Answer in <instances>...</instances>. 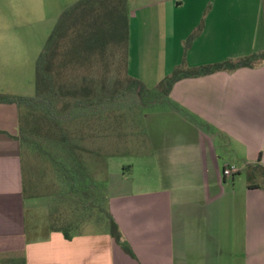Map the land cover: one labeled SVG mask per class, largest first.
Wrapping results in <instances>:
<instances>
[{
	"label": "crops",
	"instance_id": "obj_1",
	"mask_svg": "<svg viewBox=\"0 0 264 264\" xmlns=\"http://www.w3.org/2000/svg\"><path fill=\"white\" fill-rule=\"evenodd\" d=\"M127 1L123 38L99 21V12L88 14L58 42L53 74L71 106L94 103L130 81L146 92L161 86L163 108L151 101L146 114L135 108L125 116L113 111L81 120L83 138L98 147L106 121L120 134V121L140 119L145 148L109 168L106 179L109 212L130 252L101 230L69 232L74 220L43 224L49 200L24 192L17 140L22 109L0 104V264H264V191L249 187L246 174L248 165L264 167V61L165 84L176 72L264 53V0H177L172 12L151 1L131 10ZM149 5L161 7L155 13L161 26L136 34L134 11ZM134 43L161 54L153 64L147 45L134 52L144 60L139 75L131 71ZM18 71L0 72V94L27 96L15 91ZM230 164L239 172L225 177ZM31 211L36 220L27 223Z\"/></svg>",
	"mask_w": 264,
	"mask_h": 264
},
{
	"label": "trees",
	"instance_id": "obj_2",
	"mask_svg": "<svg viewBox=\"0 0 264 264\" xmlns=\"http://www.w3.org/2000/svg\"><path fill=\"white\" fill-rule=\"evenodd\" d=\"M99 4L106 5L103 11H98ZM98 12L99 21L106 24L111 32L114 29L121 37L125 36L127 32L126 0L78 1L61 14L36 61L35 95L26 98L0 94V104H15L30 114L26 123L23 122L20 114V137L17 140L21 148L24 146V140H27L29 147L32 146L31 149L42 152L44 160L50 163L52 172L50 187L51 191L53 188L56 193L54 199L60 200L57 203H64L62 199L66 197V204L69 206L71 204L73 210L76 209L74 224L92 221L101 231L110 235L115 243L124 247L126 252H130L128 247L122 244L120 230L109 212L107 180L105 178V182H101L99 179L101 170L97 171L93 168L97 166L100 169L99 148L93 140L82 138L80 132L84 126L81 121L83 119H93L113 111L129 112L135 108L139 110L142 87L137 81H130L126 89L110 92L94 103L77 102L71 106L64 103V93L56 89L53 74V57L58 42L63 39L70 27L80 25V19L88 14L93 16ZM262 61H264V53L253 54L235 62L216 64L196 72H176L165 81V84L170 88L180 77H197L219 70L251 68ZM40 113L44 114L41 119L44 120L46 130L44 137H41L44 139L41 142H35L36 137L26 135L24 132L31 130L34 126L31 115ZM66 124H69L70 129L66 127ZM22 156L23 154L20 161L24 180ZM246 174L249 187H258L264 191V167L260 164L248 165ZM56 181L61 186L54 185ZM55 200L49 199V203H55Z\"/></svg>",
	"mask_w": 264,
	"mask_h": 264
},
{
	"label": "rangeland",
	"instance_id": "obj_3",
	"mask_svg": "<svg viewBox=\"0 0 264 264\" xmlns=\"http://www.w3.org/2000/svg\"><path fill=\"white\" fill-rule=\"evenodd\" d=\"M78 1L80 0H0V38L8 37V40L2 39V42H0V45L6 44L0 46V53L7 54V57L0 56V72H3L2 74L5 75L6 70L19 69L17 81H20L21 88L15 90L17 93L27 95L25 96L26 98L34 96L36 61L61 14ZM150 1L152 3H163L162 7L172 12L175 1L177 0H128L127 3L129 2L131 10H133L136 6ZM128 8H130L129 5ZM158 10L160 12L161 7L149 5L134 11V13H137V19L132 21V30L140 35L143 34V32H153V29L157 31L161 26L160 21H158V25L155 23L158 17L156 14H159V12L157 13ZM150 22L151 25L149 24ZM6 41L7 43H4ZM144 45H147V53H150L154 58V60H152L153 64L156 62L155 59H159L161 55L159 48L150 49L149 44L134 43L132 45V51H130L131 71L138 75L144 72L142 70H145L144 66H140L143 64L144 60L140 59V54L134 52L142 51V46ZM144 50L143 48V51ZM13 57L16 60H13ZM140 61L142 62L139 65ZM138 65L142 67V70H140ZM141 75L144 77L143 74ZM145 81L148 85L152 83V80H149V78H146ZM160 87L141 93L140 104L143 105V108H139L141 113L143 112L144 114L145 112L146 114L151 110V106L149 107V102L151 101L159 102L158 108L165 107L162 106L164 103L162 102L163 96ZM21 115L24 123L30 118V114L26 113L24 108L21 111ZM34 115H31L34 126L31 130L25 131L24 133L36 137L34 138L35 142H41V140L44 139L41 137H44L43 134L46 130L44 120L41 119L44 114L40 113ZM122 115H128V111L122 112ZM138 115L140 116V113H138ZM109 118L110 116L108 115L107 120H110ZM139 121V117H132V119L126 117L124 121H120L122 126L120 134L115 133L111 129V126H113V124L110 123L111 121L105 122V126H108V130H106L105 136L98 143L99 163L102 171L100 172L101 175L99 174L101 182H105V178L107 179L110 173L109 168L112 169L119 163L124 164L128 162L131 157L138 155L142 152V149L145 148L143 146L145 143L144 133L142 132ZM116 124L119 126V122ZM66 125L68 128L69 124ZM80 135H82V138L84 137L83 132H80ZM31 147L32 146L29 147L27 140H24L22 160L25 196H38L46 200H52V191L50 187L52 186V172L50 171V163L44 160L45 157L42 152H37L33 150V148L31 149ZM241 178L245 177L243 176ZM54 185L61 186L57 181ZM28 205L30 204L28 203ZM48 205L49 213L47 215H41L43 224L48 221V224L51 226L55 225V222L58 226H66L75 219L74 211L76 209L73 210L71 204L69 206L65 203L55 202L51 204L48 203ZM68 215L71 216L72 219L64 220L63 218ZM33 216L32 211L26 212V222L30 223L36 220ZM52 219L55 222H52ZM99 230L100 228L94 222L84 221L80 225L73 226L69 232H98Z\"/></svg>",
	"mask_w": 264,
	"mask_h": 264
},
{
	"label": "built area",
	"instance_id": "obj_4",
	"mask_svg": "<svg viewBox=\"0 0 264 264\" xmlns=\"http://www.w3.org/2000/svg\"><path fill=\"white\" fill-rule=\"evenodd\" d=\"M239 172L238 168L235 165H227L223 171L222 174L225 177H232L236 175Z\"/></svg>",
	"mask_w": 264,
	"mask_h": 264
}]
</instances>
